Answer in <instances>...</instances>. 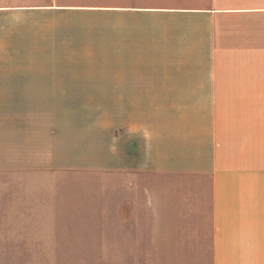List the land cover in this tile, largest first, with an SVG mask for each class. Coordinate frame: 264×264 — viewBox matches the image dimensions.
Instances as JSON below:
<instances>
[{
  "label": "crops",
  "instance_id": "0c3cea01",
  "mask_svg": "<svg viewBox=\"0 0 264 264\" xmlns=\"http://www.w3.org/2000/svg\"><path fill=\"white\" fill-rule=\"evenodd\" d=\"M132 8L176 18L139 55L167 62L106 90L138 109L107 170L136 222L105 229V264H264V0Z\"/></svg>",
  "mask_w": 264,
  "mask_h": 264
},
{
  "label": "rangeland",
  "instance_id": "374dc122",
  "mask_svg": "<svg viewBox=\"0 0 264 264\" xmlns=\"http://www.w3.org/2000/svg\"><path fill=\"white\" fill-rule=\"evenodd\" d=\"M182 2L0 0V264H105V229L135 225L107 170L138 108L106 90L167 62L139 55L176 17L132 7Z\"/></svg>",
  "mask_w": 264,
  "mask_h": 264
}]
</instances>
